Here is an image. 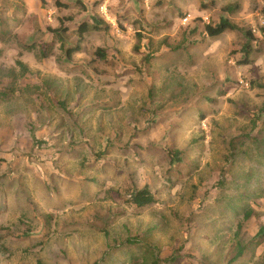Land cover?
<instances>
[{
  "label": "rangeland",
  "instance_id": "1",
  "mask_svg": "<svg viewBox=\"0 0 264 264\" xmlns=\"http://www.w3.org/2000/svg\"><path fill=\"white\" fill-rule=\"evenodd\" d=\"M61 2L0 0V264H264V0ZM133 182L157 203L127 206Z\"/></svg>",
  "mask_w": 264,
  "mask_h": 264
},
{
  "label": "trees",
  "instance_id": "2",
  "mask_svg": "<svg viewBox=\"0 0 264 264\" xmlns=\"http://www.w3.org/2000/svg\"><path fill=\"white\" fill-rule=\"evenodd\" d=\"M56 6L68 8L69 4L61 2V0H56ZM205 7H207V6H205ZM239 8H240V4L234 3V4L226 5L225 7L222 8V11L225 12L226 15H229V14L236 13L239 10ZM59 29H55L53 31L56 32L57 34L62 35L61 32L62 31L65 32L67 30V28H62V29H60V31H58ZM108 29H109V26H107L103 22V20H94V22L92 24H90L88 22H82L78 27L79 41L83 40L84 35L86 33H88L90 30L100 31V30H108ZM235 29H237L236 25L228 17L223 16L220 18L219 22H217L215 24H212V23L206 24L204 26V33H206V35L211 37V38H216V37L221 36L223 33H225L228 30H235ZM201 42H202V40H201ZM25 47H27V46H25ZM63 49H64V47H63ZM80 51H81V47L79 44L65 48V54L68 58L72 57V55L74 53H78ZM252 51H253V47L250 44V42H248L243 47L244 56L240 62L241 64H244V65L250 64L249 55L252 53ZM48 52H49L48 49L47 50L43 49L41 56L42 57H48L50 55V52L49 53ZM96 55L102 60H106L108 57L106 52L102 48L97 49ZM18 63L20 64V66H22V68L24 67L21 62H18ZM9 93H11L10 89L0 90V95L5 96L6 99L10 97ZM66 103H68V102L66 101V98H65L64 102H59V104L55 105V108L57 110H60V109L63 111L65 110V112H66ZM71 109L73 110V108H71ZM69 111H70V109H69ZM75 122H76V120H75ZM29 140H31V144L34 147V149L35 148L41 149V147L47 143L44 139H39L34 133L31 134V137ZM77 147H79V146H77ZM74 149H76V145H75ZM119 150H120V148H119ZM164 151L167 153V156L170 159L171 165L172 164L178 165V164L183 162L182 150L177 149V148H173V147L170 148V146H167L166 148H164ZM74 157H76V158L80 157V154L75 152ZM84 161H85V159L83 160V162ZM0 163H1V160H0ZM93 182H96V179ZM43 184L45 185L46 188H49V186H50V182H48L46 180H43ZM132 186H134V187H131V188H129V190L126 191L127 195L125 196L124 202L126 203L127 206L133 207L135 209H139L141 211H144L147 208H150L157 203L155 193L147 185H145L144 187L141 188V187L137 186L136 182H133ZM240 228H241V226H239V229ZM263 234H264L263 230L259 231L255 235L253 240H256L259 237H262ZM106 235H108L107 232H106ZM121 242H124V241H121ZM122 244L127 249H133L132 247L144 246L145 242H142L138 239L137 240L136 239L135 240L127 239L126 242H124ZM149 249H152V248L149 247ZM245 250H246V246H242L241 244H238V253L236 254V256L234 258H232L229 261L228 264H233L239 257H242L244 255ZM158 253L157 254L155 252L153 253L149 264H161L162 262L163 263L168 262L170 264H176V262H177L176 259H178V256L174 257V255H173L170 258L171 260L168 259V260L162 261L161 260L162 258H160V255H158ZM106 258L107 257L103 258L100 263L104 264V261ZM131 260H132L131 264H140L135 257H131ZM94 264H98V261H96Z\"/></svg>",
  "mask_w": 264,
  "mask_h": 264
}]
</instances>
